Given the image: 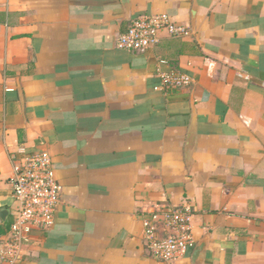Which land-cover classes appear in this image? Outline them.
<instances>
[{"label": "crops", "instance_id": "1", "mask_svg": "<svg viewBox=\"0 0 264 264\" xmlns=\"http://www.w3.org/2000/svg\"><path fill=\"white\" fill-rule=\"evenodd\" d=\"M140 14L191 35L119 49ZM170 64L191 87H160ZM38 150L62 192L13 264H160L141 222L162 202L191 211L196 264H264V0H0V253L12 158Z\"/></svg>", "mask_w": 264, "mask_h": 264}, {"label": "built area", "instance_id": "2", "mask_svg": "<svg viewBox=\"0 0 264 264\" xmlns=\"http://www.w3.org/2000/svg\"><path fill=\"white\" fill-rule=\"evenodd\" d=\"M184 39L191 35L188 27L174 22L167 14H140L130 19L119 35L116 46L129 53L144 54L159 43L160 37ZM165 64V61H161ZM165 91L187 89L194 79L188 73L170 66L157 74ZM10 224L0 258L7 263L19 262L34 233L48 231L60 201L59 183L51 156L43 150L18 159L12 158ZM189 209L162 202L143 215V247L149 257L160 264H172L188 258L195 247Z\"/></svg>", "mask_w": 264, "mask_h": 264}, {"label": "water", "instance_id": "3", "mask_svg": "<svg viewBox=\"0 0 264 264\" xmlns=\"http://www.w3.org/2000/svg\"><path fill=\"white\" fill-rule=\"evenodd\" d=\"M194 136V130L193 128L190 130V133H189V138H188V142L190 143L192 138ZM1 217L4 218L5 217V213H0ZM201 250H202V244L199 243L197 246H195L194 250H193V253H192V256H191V262L192 264H196L197 262V259L201 253Z\"/></svg>", "mask_w": 264, "mask_h": 264}, {"label": "trees", "instance_id": "4", "mask_svg": "<svg viewBox=\"0 0 264 264\" xmlns=\"http://www.w3.org/2000/svg\"><path fill=\"white\" fill-rule=\"evenodd\" d=\"M169 66L174 68V69H177V67L175 65H173V64H170Z\"/></svg>", "mask_w": 264, "mask_h": 264}]
</instances>
